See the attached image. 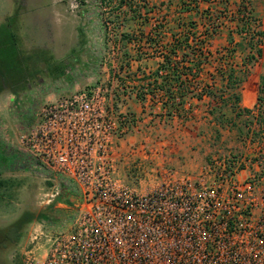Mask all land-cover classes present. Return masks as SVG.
Here are the masks:
<instances>
[{
	"label": "built area",
	"instance_id": "2783aa9c",
	"mask_svg": "<svg viewBox=\"0 0 264 264\" xmlns=\"http://www.w3.org/2000/svg\"><path fill=\"white\" fill-rule=\"evenodd\" d=\"M110 80L42 104L11 146L76 209L71 228L34 225L20 263L264 264V190L238 176L240 161L213 158L195 179L166 169L144 190L115 177V144L133 124L116 112Z\"/></svg>",
	"mask_w": 264,
	"mask_h": 264
},
{
	"label": "crops",
	"instance_id": "0c3cea01",
	"mask_svg": "<svg viewBox=\"0 0 264 264\" xmlns=\"http://www.w3.org/2000/svg\"><path fill=\"white\" fill-rule=\"evenodd\" d=\"M144 1L147 7H143L138 0L137 18H133L128 10L122 9L116 13L121 24L109 25L105 30L99 18L94 21L93 11L82 6L81 2L76 10L67 8V0H57L55 5L61 4L60 10L53 9L50 12L42 10L43 12L38 14L24 11L22 17H31L26 19L24 24L14 18L10 20L12 19L10 13L1 14L0 48L6 55L0 57V117L8 114L16 118L18 112H23L21 123L18 121L17 124L28 126L32 121L31 113L35 107L55 102L101 80L106 81L110 77H115L119 67L128 62V59L125 60L122 56L125 52L131 57L130 79H126L123 70L116 77L119 76L120 79L125 77V85L135 87L136 91L140 85H145L141 72L149 74L158 67L163 45L167 49L171 43L170 28L173 27L175 32L177 31L175 26L159 23L164 22L163 18L174 20L179 16L177 13L179 0ZM168 1L171 2L170 8L166 7ZM235 3V0H229L231 10L236 11L239 4ZM246 4L253 19L249 25L244 54L247 53L252 59L244 74L239 75L241 83L235 94L239 97L238 106L249 111L254 126L258 116L257 99L264 79V5L255 7L252 0H246ZM207 8L208 4L205 3L200 6L201 10ZM96 16L101 18L98 14ZM93 23L98 27L93 28ZM67 25L73 27L72 43L69 48L76 52L77 57L61 64L52 61L51 56L47 58L46 54L50 50L63 48L55 41L56 38L64 39L62 30ZM234 26L235 22L225 24L207 41L205 49L210 52L211 58L196 79L200 86L211 83L212 77L214 80L219 79L216 77V68L224 66L225 62H220L215 53L228 45L229 36L233 35L234 41H239V37L231 33ZM109 34H112L110 39ZM124 34H129L132 40L129 42L123 40ZM93 45L101 49L100 54L105 57L103 62H93ZM250 45H253V50L249 49ZM110 48L114 51L111 53L115 55L114 59L110 58ZM240 50L243 51L241 46L238 47L239 52ZM239 59L234 57L228 64L236 68V65H240ZM8 82L10 87L6 85ZM214 90L216 92L217 89ZM119 92H122V89ZM23 96L25 101L21 100L22 103H19L17 99ZM118 100L114 104L116 112L127 115L132 121L133 128L115 144V177L130 186L135 185V188L140 190L157 185L161 180L162 171L166 169L173 170L178 176L197 178L208 165L212 143L219 142L220 145L226 134L233 131L239 133L242 128V117L236 119L228 105L214 112L220 116L224 114L230 123L218 124L215 117L209 114L214 105L209 104L211 97L206 95L200 100H187L184 104L187 117L182 119L172 113L162 91L153 97L146 94L143 100L138 99L136 92L133 91L121 94ZM231 122L234 124L231 125ZM260 141L262 144L253 143L255 145L253 148L257 144L264 146V138ZM1 147L0 145V150ZM260 153L264 155V147ZM0 158L1 169L3 164L4 167L8 165L15 167L16 164L18 166V163L14 162V153L9 154L6 147L1 150ZM135 162L142 167L143 172L138 179L132 180L130 170L131 164ZM244 172L246 170H241L239 174L242 176ZM260 189L264 190L262 182L258 191Z\"/></svg>",
	"mask_w": 264,
	"mask_h": 264
},
{
	"label": "trees",
	"instance_id": "16d2710c",
	"mask_svg": "<svg viewBox=\"0 0 264 264\" xmlns=\"http://www.w3.org/2000/svg\"><path fill=\"white\" fill-rule=\"evenodd\" d=\"M139 1L143 4V7H147L144 0ZM124 3L127 5L126 7L130 15H132L133 18H137V11L139 9L138 0L136 5L133 0H120L119 7H123ZM202 3L208 4V8L201 10L200 6ZM228 3L229 0H179L177 12L179 16L174 20H164L165 18H163L164 22L159 23L160 25L175 26L177 31L175 32L173 27L170 28L172 38L169 48L166 49L165 45H163V49L159 54L161 62L153 72L149 74H146L144 71L141 72L143 75L142 80H144L145 85H140L137 91L135 87L133 88L130 85H125V77L126 79H130L131 76L129 73V60L131 57H129L126 52L122 54L125 60L128 59V62L126 61L123 66H120L118 72L115 74L118 75L122 70L125 71L124 78L120 79V77L117 76L119 85L122 86L121 93L127 94L135 91L137 98L143 100L146 94L152 95L153 97L154 94L156 95L157 92L162 91L166 97L165 102L172 110V113L181 119L187 117L184 110L186 101L190 99L200 100L203 95L211 97V102L209 104L214 106L209 114L215 117L218 124H223L225 122L230 123V120L225 118L224 114L220 116L214 112L215 110H222V108L227 105L235 114L236 119L249 115L248 110L241 109L238 106L239 97L235 94V90H237L241 83V76L239 75L244 74L247 65L252 59L247 53L244 54V46L253 15L246 2L245 4H239L236 11L231 10ZM166 7H171L170 1L167 2ZM180 15H184V17ZM227 20L230 23L235 22V26L233 31L231 30V33L237 35L239 41L235 42L232 37L233 35H231L227 41L228 45L216 51L215 54L219 61L225 62L224 66L216 68V77L219 79L214 80V77H212L211 83L200 86V82H197L196 79L201 74L203 66L208 63L211 58V54L205 49V45L211 37L222 29L225 24L224 21ZM122 37L123 40L128 42L132 40L129 34H124ZM239 46L242 47L243 51H238ZM252 47L253 45H250L249 49L253 50ZM234 57L240 58V65H236V68H233L232 64H228ZM261 84V89L259 91L261 96L257 99L258 116L255 121L256 125L249 127V125H253L251 120H241V124L247 127L248 130L254 128L252 130L255 135L254 139L257 136L260 137V139L264 138V79ZM214 89H217L216 92H214ZM118 93L119 91L115 88L114 104L119 101L118 99L121 94ZM233 124L234 123L231 122V125ZM241 130L242 129H240L239 133H241ZM31 221V218L26 215L17 221V223H22L18 226L19 228H14L13 233L15 236L10 240L11 246L19 242L23 229ZM11 228L13 229V226Z\"/></svg>",
	"mask_w": 264,
	"mask_h": 264
},
{
	"label": "rangeland",
	"instance_id": "374dc122",
	"mask_svg": "<svg viewBox=\"0 0 264 264\" xmlns=\"http://www.w3.org/2000/svg\"><path fill=\"white\" fill-rule=\"evenodd\" d=\"M56 1L57 0H0V15L10 13V15L12 16V19L10 20H13L14 18V20L17 19V21L19 22L21 20V23L24 24L26 19H31V17H22L24 11L31 14L33 12L38 14L40 12H43L42 10H46L47 12H50L53 9L60 10L61 4L55 5ZM133 1L136 5L137 0ZM252 1L255 7L264 5L263 0ZM80 2L82 3V6H85L87 9L93 11L94 21L99 18L103 30H105L109 25L111 26L112 24L114 25L120 22L119 17L116 15L118 11L122 9L127 10V5L125 3L124 6L122 5L123 7H119L120 0H77L78 8L81 5ZM235 2V4H245L246 0H235ZM70 4L71 0H67L66 6L69 9ZM96 14L100 15L101 18L97 17ZM224 22L225 24L229 23L228 20ZM11 23L12 22L10 21L9 24L11 25ZM97 27V24L93 23V28ZM72 28L73 27H71L70 25L63 27L62 33L65 35L64 39L60 40L56 38L55 41V43H59V45L63 48H59L58 50H50L48 54H46L47 58L48 56H51L52 61L57 63L60 62L62 64L66 63L70 58L77 57L76 52L69 48L70 43H72L73 37ZM18 33H20V31H18ZM103 35H106V33H103ZM110 35L112 36V34H109V39ZM94 47L93 62H103L105 57L100 54L101 49H99V47ZM112 52L114 51H112L110 48V58L114 59L115 55H111ZM4 55H6L5 52L0 48V57H3ZM12 57H15L13 52ZM110 79L111 77L106 79V81L101 80L94 85H101L108 88L111 84ZM113 81L114 88H116L118 91L121 90L122 86L119 85V81L117 80L116 75L115 77H113ZM6 85L7 87H10V82L6 83ZM118 94L122 93L119 92ZM260 94L261 93H259V96H261ZM21 100L25 101V97L23 96L17 99L19 103H22L20 102ZM40 106L41 105H39V107ZM39 107H35L33 109L31 113L32 116ZM23 114V112H18L16 114V118H13L8 114H3V116L0 117V145L2 146L1 150H4V147H6L8 148L9 154L14 153L15 155L16 153L19 155V152H16V150L12 149L11 146L15 145V138L18 133L25 130L27 127L22 124H17L19 122L21 123V116ZM241 119L242 121H249L251 120V117L249 115H246L242 116ZM246 128L247 127H244V125H242L241 133H236L235 131H233L229 134H226L225 138L222 136L225 140L223 141V143H220V145L219 142L212 143L213 146L210 148L208 164L211 163V160L213 158H226L230 160L240 161L239 171L240 169L246 170V172H244L245 174L242 176L252 177L257 182V187H259L261 184V178H264V155L260 153L261 149L264 146L259 145L262 144V141H260V137L257 136L258 138L256 137L254 139L255 135L252 132L254 128H250L249 130ZM249 139L250 142L248 143ZM253 143H259L255 147L258 151L253 148L255 146L253 145ZM14 160V162L18 163V166L16 164L15 167L9 165L4 167L3 164L2 169L0 168V228L3 230V232L11 228L12 226L13 228H19L18 226L21 225L22 222L17 223V221L23 218L24 215L30 217L32 221L23 229V232L21 234L22 236L17 244L11 246V243L8 242V244L6 245V251L3 253L0 252V264H5V262L6 264H21L20 251L22 247L26 245L28 232L34 225L53 224L57 227L61 226L71 228V224L76 213V209L73 205V202L75 201V197L73 195H69L67 193L63 194L61 191L56 194L54 184L52 182L46 181L43 177L31 173L26 169L24 170L22 167H20L19 162H21L22 159H19L18 156L15 155ZM0 162H2L1 158ZM239 176L242 177L240 174ZM133 187H135V185ZM12 237H14V235L11 236L10 239Z\"/></svg>",
	"mask_w": 264,
	"mask_h": 264
},
{
	"label": "flooded vegetation",
	"instance_id": "af4514ba",
	"mask_svg": "<svg viewBox=\"0 0 264 264\" xmlns=\"http://www.w3.org/2000/svg\"><path fill=\"white\" fill-rule=\"evenodd\" d=\"M14 228H9L8 230H5L3 232V230L0 228V252H5L7 249V244L8 242H10L11 239H13V237L10 239L11 236H15V234L13 233ZM2 233V236H1Z\"/></svg>",
	"mask_w": 264,
	"mask_h": 264
}]
</instances>
